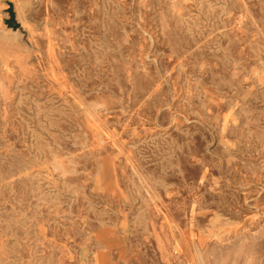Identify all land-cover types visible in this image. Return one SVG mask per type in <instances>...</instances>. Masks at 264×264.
Here are the masks:
<instances>
[{
    "label": "rangeland",
    "instance_id": "374dc122",
    "mask_svg": "<svg viewBox=\"0 0 264 264\" xmlns=\"http://www.w3.org/2000/svg\"><path fill=\"white\" fill-rule=\"evenodd\" d=\"M0 264H264V0H0Z\"/></svg>",
    "mask_w": 264,
    "mask_h": 264
},
{
    "label": "water",
    "instance_id": "95a60500",
    "mask_svg": "<svg viewBox=\"0 0 264 264\" xmlns=\"http://www.w3.org/2000/svg\"><path fill=\"white\" fill-rule=\"evenodd\" d=\"M9 25L12 27V28H17V24L15 23V21L12 19L10 20L9 22Z\"/></svg>",
    "mask_w": 264,
    "mask_h": 264
}]
</instances>
